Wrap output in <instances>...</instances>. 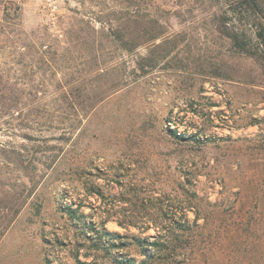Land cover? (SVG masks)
I'll use <instances>...</instances> for the list:
<instances>
[{
	"label": "rangeland",
	"instance_id": "1",
	"mask_svg": "<svg viewBox=\"0 0 264 264\" xmlns=\"http://www.w3.org/2000/svg\"><path fill=\"white\" fill-rule=\"evenodd\" d=\"M14 2L0 264H264V69L218 31L243 25L227 2Z\"/></svg>",
	"mask_w": 264,
	"mask_h": 264
},
{
	"label": "trees",
	"instance_id": "2",
	"mask_svg": "<svg viewBox=\"0 0 264 264\" xmlns=\"http://www.w3.org/2000/svg\"><path fill=\"white\" fill-rule=\"evenodd\" d=\"M227 2L230 8L231 19H240L243 22L242 26L226 25V22L219 23L218 31L226 36L232 43V46L243 52L254 56L264 69V6L260 0H223ZM14 0H0L2 4V21L7 22L11 19L9 4H14ZM19 6L15 4L14 9ZM14 17V16H13ZM1 25V22H0ZM154 37V36H153ZM149 37L150 40L153 38ZM254 40V43H252ZM11 89V85L7 82L1 83L0 80V113H10L13 111V106L19 102L11 94L6 91ZM4 92H3V91ZM27 157L19 158V162L24 164ZM20 196V195H19ZM14 194H9L4 191L0 194V239L8 230L10 225L21 212L24 204V199ZM109 236H114L112 232L106 233Z\"/></svg>",
	"mask_w": 264,
	"mask_h": 264
},
{
	"label": "built area",
	"instance_id": "3",
	"mask_svg": "<svg viewBox=\"0 0 264 264\" xmlns=\"http://www.w3.org/2000/svg\"><path fill=\"white\" fill-rule=\"evenodd\" d=\"M166 127L176 135H181L184 134L185 132L190 131V129L185 126L184 121L180 122V120L175 115V113L171 114L168 117L166 121Z\"/></svg>",
	"mask_w": 264,
	"mask_h": 264
}]
</instances>
